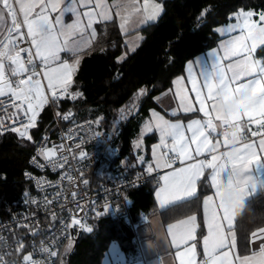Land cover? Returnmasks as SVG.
I'll return each mask as SVG.
<instances>
[{
    "label": "snow or ice",
    "instance_id": "1",
    "mask_svg": "<svg viewBox=\"0 0 264 264\" xmlns=\"http://www.w3.org/2000/svg\"><path fill=\"white\" fill-rule=\"evenodd\" d=\"M17 4H19V9L16 7ZM37 6L39 11L35 12ZM80 7L87 10L81 12ZM100 7H104L105 11L98 12L97 8ZM106 8L103 0H27V2L26 0H0V27L5 23L6 15L10 16L12 24V27L7 30L8 35L4 39H0V117H6L8 121L6 122L5 118H0V132L11 131L17 133L20 138L32 140L29 129L36 126L35 121L39 111L48 103L40 80L34 79V77L41 75L46 77L49 89L63 86L61 94L52 92L53 100L62 98L63 93L68 92V86L72 83V75L78 67L80 59L77 57L70 64L67 60H61L60 53H76L81 46L90 47L92 41L88 38L87 29H91L90 36L95 37L97 33L93 24L111 20L112 17ZM145 9L142 23L155 20L162 10L159 4H152L149 10L148 0H145ZM18 11L23 14L22 23L27 27L26 35L30 37V47H19L25 33L21 31V23L17 19ZM33 12H35V17L30 18ZM57 12L59 14L55 19L49 15V13ZM66 13L74 15L71 23L64 22L63 17ZM254 14L252 11L241 10L233 14L237 21L235 24H228L223 29H217L221 34L224 31L233 32L237 29L241 33L222 42L225 57L238 56L241 53H247V55L243 60L227 65L228 72H226L221 63L222 57L214 50L212 52L214 57L212 72L203 76L206 94H202L201 89L196 87V78L193 74L194 64L188 62L187 70L192 78L199 111L203 112L206 117L203 121L195 119L187 124V130L191 135H186L183 124L165 120L158 113L153 114L154 122L149 121L144 125V131L151 133L156 129L161 134V143L153 146L155 169L171 168L176 161L184 163L185 158L191 159L192 151L197 156L204 152L211 154L210 160H198L195 164H188L184 168L175 169L172 173L166 174L163 177L164 187L156 194L161 207L187 200L196 194V181L204 175L205 168L211 169L210 180L215 188V199L211 195L204 199V212L208 220L209 234L204 237L205 259L201 264H230L228 252H221L219 255L217 252L235 246L234 233L229 238V235L224 231L225 226L231 230L234 216L228 206L229 197L223 190V184L229 180L235 181L248 197L256 191L257 185L260 183L256 177L249 174V169L253 165L264 161V63L253 60L251 56L258 45H264V25L252 20ZM258 15L259 22H264V12ZM82 17H87V21H83ZM122 21L126 22L125 18L122 17ZM120 26L124 28L125 23L122 22ZM14 32L18 33V36H13ZM74 36L80 37L79 42L71 39ZM21 53L26 55V60L21 56ZM6 62L10 68V75L18 78L15 81L6 75ZM37 63L43 66L41 71L37 70ZM53 64L55 67H52ZM25 73H29L27 78H21ZM182 79L178 78L175 83L179 85ZM248 88L254 89L259 96V100L252 107L231 113H226L220 107L221 101H226ZM145 91L142 88L137 95H144ZM70 95L72 99H75L80 94ZM206 100L210 102L209 107H205ZM182 107L186 112L194 110L188 103L187 97L183 99ZM9 109H14V111L9 112ZM21 114L23 119L20 118ZM68 118L67 115L64 116V119ZM120 119L122 120L123 116ZM16 124H19L20 127L14 126ZM233 124L242 125L239 131L243 133L244 143L240 147H236L228 135L222 132V128L230 127ZM253 126L256 130H253ZM249 136H259L260 138L258 141L254 139L249 141ZM213 137L216 138L215 143H213ZM169 138L171 145L167 143ZM221 144L227 150L217 155ZM192 145H195L194 149ZM137 146L139 145L137 144ZM161 147L167 148L168 151L158 153L157 149ZM169 152L172 155H169ZM41 155L54 169L63 167V163L53 159L56 155L54 149H41ZM84 156L86 153L81 152L80 157ZM62 159L64 162L67 161L66 157H62ZM139 159L141 162L144 160L142 156ZM38 166L44 167L43 164ZM155 169L153 164H148V173H152ZM226 170L229 171L227 180L223 175ZM217 209L222 211L218 214ZM195 221L196 217L190 216L186 220L169 225L168 231L172 234V243L178 249L188 240L194 239ZM73 225L83 227L79 220H73ZM86 230L91 232L92 228L88 227ZM252 237L264 241V229L259 230V235L254 232ZM68 246L71 247V241ZM194 249L195 245L185 252L178 251L176 253L180 257V264H195ZM52 255L54 256L55 253ZM257 257H259V264H264V242L260 244L259 253H253L251 258L244 257L240 260V264H249ZM23 259L25 264H34L29 256H25Z\"/></svg>",
    "mask_w": 264,
    "mask_h": 264
},
{
    "label": "trees",
    "instance_id": "2",
    "mask_svg": "<svg viewBox=\"0 0 264 264\" xmlns=\"http://www.w3.org/2000/svg\"><path fill=\"white\" fill-rule=\"evenodd\" d=\"M163 5L159 18L138 31L143 39L131 50L116 21L96 25L97 37L82 56L65 97L54 102L58 113H67L65 124L90 117H100L110 134L107 152L85 172L89 188L97 187V174L118 166L134 172L151 157L155 133L144 131L145 119L152 107H158L155 96L170 88L174 79L185 70L187 61L216 46L221 39L217 27L234 19V13L252 11L255 18L264 12V0H159ZM232 17V19H229ZM257 54L264 58V45ZM123 57V59H121ZM144 95H137L140 89ZM70 94L77 95L75 99ZM123 109V112L121 110ZM123 116L121 120L120 117ZM179 117V116H178ZM53 111L47 106L36 126L29 131L32 140L20 138L11 131L0 134V216L17 214L32 185L24 172L30 169V158L39 139L53 126ZM137 144L139 146H137ZM143 157V162L140 157ZM156 178L131 190V212L136 220L141 212L157 209L154 189ZM205 191L195 198L169 207L167 220L187 213L199 214V240L205 233L201 205ZM243 215L235 224L236 249L250 251L251 235L264 226V188L247 201ZM44 227H48L45 223ZM91 232L84 231L78 241L60 254L56 264H102L105 252L113 241L123 248L133 243V231L125 220L102 215L91 221ZM17 250V249H16Z\"/></svg>",
    "mask_w": 264,
    "mask_h": 264
},
{
    "label": "built area",
    "instance_id": "3",
    "mask_svg": "<svg viewBox=\"0 0 264 264\" xmlns=\"http://www.w3.org/2000/svg\"><path fill=\"white\" fill-rule=\"evenodd\" d=\"M17 19L21 23V31L25 33L19 47H30V37L26 35L19 11ZM13 36H18V33L14 32ZM21 56L27 59L24 53ZM5 65H8L7 62ZM42 69L43 66L37 63V70ZM5 72L9 79H18L12 77L9 70L5 69ZM28 75L29 73H25L21 78L26 79ZM34 79L40 80L44 95L48 98V103L39 111L35 124L43 110L50 106L53 111V126L37 142L30 158L31 168L24 172L25 180L32 185V193L24 197L17 214L9 218L0 216V264H25V256L31 257L34 264H56L64 247L73 239L70 233L71 222L79 220L84 231H87L91 221L102 215L125 220L133 231V242L140 247L138 225L148 220V214L142 212L136 220L127 194L146 184L152 177L159 182V171L148 173L146 165L134 172L113 166L107 169L106 180L100 181L94 189L89 188L85 172L95 166L102 153L108 150L110 134L104 128L103 120L100 117H90L66 125L64 116L67 113H58L54 108V102L64 98L66 93H63L62 98L53 100L45 77L41 75ZM13 86L15 87V83ZM62 92L63 88L56 91L58 95ZM11 111L14 109H9ZM0 118H5L8 122L6 117ZM20 118L23 119L22 114ZM14 126L20 127L19 124ZM7 132L9 131L0 134ZM257 138L259 136H249V140ZM41 149H54L56 155L53 159L63 163V167L54 169L50 166L41 155ZM81 152L86 153V156L81 158ZM62 157H66L67 161L64 162ZM39 164L44 167H39ZM46 222L48 227H44Z\"/></svg>",
    "mask_w": 264,
    "mask_h": 264
},
{
    "label": "crops",
    "instance_id": "4",
    "mask_svg": "<svg viewBox=\"0 0 264 264\" xmlns=\"http://www.w3.org/2000/svg\"><path fill=\"white\" fill-rule=\"evenodd\" d=\"M27 2V0H26ZM103 4L107 6L106 10L111 15V20H106L102 22L107 21H116L119 26L122 22L125 23V27L121 28V31L127 36L125 37V40L127 41V44L132 46V50H134L140 41L143 39V35L135 30H138L139 28L145 26L146 24L155 21L159 18L160 14L163 10V5L159 0H148V9H151L152 4H159L161 5V11L157 18L155 20H148L147 22L142 23L141 21L144 20L145 16V0H103ZM119 5V7H118ZM63 7V5H61ZM95 7V5H93ZM17 8L19 9V4H17ZM87 9L80 7V11H86ZM39 11V7L37 6L35 9V12ZM98 12L105 11L104 7L97 8ZM244 12H247L243 10ZM35 12L32 13V16L30 18L35 17ZM59 13H49L51 18L55 19V17ZM21 20H23V14L19 12ZM122 17L125 18V21H122ZM74 19V15L72 13H66L63 17V20L65 23H71ZM87 17H82L83 21H87ZM257 21L259 24L264 25V22H259V20H256V18L252 17V20ZM259 19V18H257ZM237 21L236 19H232L229 22L222 24L217 27L218 28H225L228 24H235ZM101 23V22H98ZM98 23L93 24V28L95 29L97 33V27L96 25ZM11 18L10 16H5V23L2 27H0V39H4L8 35V29L11 28ZM26 33H27V27L24 25ZM24 32V31H23ZM91 29H87L88 38L91 39L93 44L94 40L97 37V34L95 37L90 36ZM221 36V39L219 40L218 44L210 49H208L206 52H203L201 54H198L193 59L187 61L185 65V70L182 74L178 75L174 81L173 85L164 90L161 93H158L155 96V102L157 103L158 107H152L149 110V115L145 119V124L149 121L154 122L155 117L154 113H158L160 116H162L165 120H168L172 123L179 122L185 126V133L186 135H191L190 132L187 130V124L195 119L204 120L206 117H204L203 112L199 111V103L196 99V93L193 91V82L192 78L189 76L187 65L188 62H192L194 64L193 74L196 78V87L200 88L202 91V94H206V89L204 88L203 80L206 75H209L212 72V64H213V55L212 52L215 50L219 53V55L222 57L221 63L225 68V71L228 72L227 65L234 64L239 60H243L244 56L247 55V53H241L238 56H224V49L222 47V42H226L232 37L236 35H240V30L237 29L236 31L229 32L224 31L223 34L218 32ZM63 39V37H61ZM74 41L79 42L80 37L74 36L71 38ZM129 40V41H128ZM262 45H258L257 48L251 53L253 60H258L261 63H264V58L259 56L257 54V50ZM91 47V46H90ZM90 47H83L81 46L78 52L76 53H67V52H61L60 58L61 60H67L70 64L73 63V60L75 58H79L80 62L83 56V53ZM80 64V63H79ZM79 66V65H78ZM52 67H55V64L52 65ZM78 68V67H77ZM76 68V69H77ZM5 69L10 71L9 65H5ZM76 71V70H75ZM75 73V72H74ZM73 73V75H74ZM72 75V78H73ZM178 78H183L179 85H177L175 82ZM46 83L48 84L47 78L45 77ZM55 82V81H54ZM63 88V86H58L55 89H49V91L52 93L53 91H58L59 89ZM255 92V90L253 89ZM256 93V92H255ZM236 96V95H235ZM235 96L231 97L230 99H233ZM187 97L188 103H190L193 107V111H184L182 107L183 99ZM221 101L223 104H227V102L230 100ZM210 102L208 100L205 101V107H209ZM175 113V114H173ZM179 116V117H178ZM246 123V119L244 121ZM255 128V126H253ZM146 132V131H145ZM148 133V132H146ZM156 135V142L152 145L151 150V157L144 163V165L148 166L149 163L153 164V167L155 169V157L153 156V146L161 143V134L158 130L154 129L153 132ZM260 138V137H259ZM259 138L254 140H259ZM213 143H215V137L212 138ZM251 141V140H249ZM167 143L171 145V139L169 138L167 140ZM243 142L236 144V147H240ZM193 149L195 145H192ZM227 149L224 147L223 144L220 145V147L217 150V155L220 153L226 151ZM168 149L165 147H161L157 149L158 153L167 152ZM169 155H172L171 152L168 153ZM191 159L185 158L184 163H181L180 161L175 165V163L172 165L171 168H160L155 169L159 171V182H156V186L154 189V197H155V204L157 209L153 211L152 213L148 214V220L145 222H141L138 225V235L140 236V247L137 246L134 242V245L128 249L123 248L119 242L113 241L109 245V248L104 254L102 264H180V257L176 255L178 251L185 252L187 249L192 248L193 245H195V264H201L202 261L205 259V253H204V237L208 236V220L205 216L204 212V199L207 196H213L215 199V188L211 184L210 180V173L211 169L205 168L204 175L201 176L196 181V194L193 197L188 198L192 199L198 196V194L201 191H205V194L202 198V205H201V213H202V220L204 223L205 233L199 240L198 238V232L200 227V220H199V214L197 213H187L185 215H182L176 219L173 220H167V215H169V212L165 211L169 207L171 208L173 205L179 204L183 201H178L175 204H170L165 207H161L160 201L157 198V192L160 191L162 187H164V180L163 177L166 174L172 173L175 169L184 168L188 164H195L198 160H210L211 154L208 152H204L202 155L197 156L194 151L190 153ZM106 171H102L101 168L99 170V174H97V186L100 181L106 180ZM249 174L256 177L260 183L257 185L256 191L248 196L246 198V201L252 197L255 194H258L262 191L264 188V161H261L259 164L253 165L251 169H249ZM224 178L227 180L229 176V171L226 170V172L223 174ZM131 191V190H130ZM129 191V192H130ZM128 192V193H129ZM127 197L130 201L129 195L127 194ZM131 206V201H130ZM218 214L222 211L220 209H217ZM142 213V212H141ZM190 216L196 217V228L194 232V239L188 240L186 244H182L180 248L178 249L173 243H172V234L168 231V227L171 224H176L180 220H186ZM237 216H234L233 225L231 230H229L225 226V233L229 235V238H231V234L234 233L235 235V246L229 247L226 249L218 250L217 255H219L221 252H228L229 254V261L230 264H240V260H242L244 257H252L253 253H259L260 251V244L264 241L260 239H253L251 235V247L250 251L248 253L241 254L236 249V232H235V224H236ZM264 229V226L257 228L253 233H257L259 235V230ZM252 233V234H253ZM189 255H191L189 253ZM249 264H259V257L256 258L255 261H250Z\"/></svg>",
    "mask_w": 264,
    "mask_h": 264
},
{
    "label": "clouds",
    "instance_id": "5",
    "mask_svg": "<svg viewBox=\"0 0 264 264\" xmlns=\"http://www.w3.org/2000/svg\"><path fill=\"white\" fill-rule=\"evenodd\" d=\"M259 100V96L248 88L237 94L233 99H230L227 104L221 103L220 107L226 112L241 110L252 107ZM240 124H233L230 127L222 128V132L226 133L234 144L243 142V133L239 131ZM223 190L229 197L228 206L232 210L233 216L243 215L247 209V196L237 185L235 181H227L223 184Z\"/></svg>",
    "mask_w": 264,
    "mask_h": 264
},
{
    "label": "water",
    "instance_id": "6",
    "mask_svg": "<svg viewBox=\"0 0 264 264\" xmlns=\"http://www.w3.org/2000/svg\"><path fill=\"white\" fill-rule=\"evenodd\" d=\"M83 232H84L83 227H81L80 225H73V221L71 222L70 233H71L73 240L78 241V239L80 238Z\"/></svg>",
    "mask_w": 264,
    "mask_h": 264
},
{
    "label": "rangeland",
    "instance_id": "7",
    "mask_svg": "<svg viewBox=\"0 0 264 264\" xmlns=\"http://www.w3.org/2000/svg\"><path fill=\"white\" fill-rule=\"evenodd\" d=\"M256 20H259V19L256 18ZM253 21H254V19H253ZM128 41H129V40H128ZM126 42H127V41H126ZM130 48H132L131 45H130ZM131 50H132V49H131ZM68 245H69V243L64 247L62 253H66V252L71 248V247H69ZM71 246H72V243H71Z\"/></svg>",
    "mask_w": 264,
    "mask_h": 264
}]
</instances>
